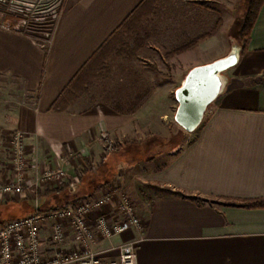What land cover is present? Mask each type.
I'll list each match as a JSON object with an SVG mask.
<instances>
[{
	"label": "crops",
	"instance_id": "crops-1",
	"mask_svg": "<svg viewBox=\"0 0 264 264\" xmlns=\"http://www.w3.org/2000/svg\"><path fill=\"white\" fill-rule=\"evenodd\" d=\"M145 1L62 0L46 49L29 36L0 26V143L15 131L24 136L31 166L27 179L33 178L36 168H62L79 152L85 164L101 162V133L126 131L142 122L138 115H154L151 100L160 99L161 104L168 100L165 78L158 88L137 90L135 98L145 102L135 112L86 103L84 96L64 112L53 109L88 61ZM154 1L160 21L150 32L162 49L198 41L177 56L178 71L171 81L174 93L190 69L225 57L236 40L224 39L230 18L212 7L221 0ZM138 38L136 52L149 50L144 37ZM231 70L230 85L208 109L195 137L145 169L141 182L125 188L142 232L98 239L94 251H107L106 259L113 258L116 253L110 249L142 237L136 264H264V207L257 206L264 205V5L238 65ZM149 124L144 121V128ZM109 159L105 154L103 162ZM2 173L0 181L5 183L7 174ZM54 189L42 185L20 196L19 202L29 204L25 216L35 200L41 205L62 204L55 197H43ZM29 194L34 196L31 201ZM233 203L247 206H229ZM111 211L109 207L105 213ZM65 229V247H71L72 234ZM41 233L42 242L49 245L50 221L43 223ZM45 253H52L50 245Z\"/></svg>",
	"mask_w": 264,
	"mask_h": 264
},
{
	"label": "rangeland",
	"instance_id": "rangeland-1",
	"mask_svg": "<svg viewBox=\"0 0 264 264\" xmlns=\"http://www.w3.org/2000/svg\"><path fill=\"white\" fill-rule=\"evenodd\" d=\"M247 2L248 0H221L219 3L212 5L215 10L219 11L218 13L230 18V28L226 30L227 35L224 36V39L236 40ZM61 3L62 0H0V26L11 30L13 24L19 23V18L9 8L22 9L26 11L24 13L28 17V28L17 30L14 25L12 31L29 36L34 42L41 44L46 49L49 45L51 32L58 17ZM140 13L143 15L138 16L137 19L126 25L120 33L119 40L112 43L104 52L103 59L106 68L101 70L99 67L97 76L88 80L85 85V92L81 95V97L84 96L85 101L84 98L82 101L86 103L99 102L108 106L111 104L115 108L135 112L140 110L145 102L144 99L135 98L137 90L141 87H146L149 91L153 90L154 87L158 88L159 82L164 81L165 78L169 82L168 100H163L162 104L160 99L151 100L154 115H138V121L141 120L142 122L134 124L126 131L114 132L110 135L101 133V135H104V137L100 135L102 141V148L100 149L102 152L101 162L96 159L99 162L97 164L91 162L89 168H87L79 152L69 157L68 163H62L61 166L66 170L68 178L75 182L72 189L66 184L59 187H68L70 193L68 201L70 202L75 199L100 197L103 192L100 181L101 179L104 181L106 178L109 179V184L104 189L111 190L117 187L115 199L119 194H124L129 198L124 193L125 188L135 186L137 182H141L140 179L145 169L163 162L168 158V155L178 151L195 137L201 126L192 133H186L174 123L173 117L177 105L172 95L176 85L172 84L171 81L174 78V73L178 71L176 70L178 54H173V52L181 46L175 45L167 51L155 42L150 31L160 21L158 19L160 9L157 1L151 7H145ZM7 21L12 24L11 27H7ZM227 22L224 18V25ZM154 23L156 25H153ZM141 36L144 37L143 42L148 43L150 48L146 52L137 53L135 46L138 37ZM217 39L220 40L219 37ZM231 75L232 70L224 74L229 79H231ZM137 78L140 82L137 81ZM146 79L154 82L146 83L144 82ZM208 116L209 114L206 113L202 123ZM144 121H150L146 128H144ZM12 133L8 136L7 140L9 141L4 139L0 143V171H3V175L7 174L5 183L13 181L11 174H8L10 173L8 167L10 159L9 144ZM41 152L42 156L45 155L43 153H46L43 149ZM105 154H109L110 159L104 164L103 157ZM46 156L48 157V154ZM48 160H51L50 156L46 158V161ZM48 163H51V161H48ZM102 164L104 165L100 166ZM101 169H104L103 173L100 172ZM89 174L96 175L95 179L99 184H96L90 190H86V184L83 183L84 186L82 182L86 181L85 179ZM81 189L83 190L82 193H80ZM32 191L28 190L30 193ZM27 197L30 201L34 199L33 194H29ZM19 201L20 197L0 199V222L25 216L24 207L29 206V204ZM38 206L41 207L40 200Z\"/></svg>",
	"mask_w": 264,
	"mask_h": 264
},
{
	"label": "built area",
	"instance_id": "built-area-1",
	"mask_svg": "<svg viewBox=\"0 0 264 264\" xmlns=\"http://www.w3.org/2000/svg\"><path fill=\"white\" fill-rule=\"evenodd\" d=\"M17 15L19 23L15 29L28 28L26 11L10 7ZM8 10V9H7ZM9 170L14 175L10 183H0V199L23 196L28 190H38L42 185L59 189L63 184L73 188L75 182L68 178L60 166L40 171L35 169L33 178L27 179L31 168L27 158L24 136L15 131L11 135ZM37 167V166H35ZM115 189H104L98 198L75 199L63 208L41 213L38 201H34L33 211L19 219H10L0 226V264H136V247L142 237L122 242L110 249L115 252L113 258L106 259L107 251H94L98 239L111 240L123 237L132 231L141 233V222L132 202L124 195L116 197ZM111 207V213L105 210ZM51 222L49 245L52 253L46 255L42 242V226ZM72 234L73 245L65 247L66 229ZM108 251V252H109Z\"/></svg>",
	"mask_w": 264,
	"mask_h": 264
},
{
	"label": "trees",
	"instance_id": "trees-1",
	"mask_svg": "<svg viewBox=\"0 0 264 264\" xmlns=\"http://www.w3.org/2000/svg\"><path fill=\"white\" fill-rule=\"evenodd\" d=\"M154 2H155L154 0H146L144 3H142V5H140L134 11V13H132V15L124 22V25H122L120 31L116 33L114 37L110 38L100 48V50L94 54V56L90 59V61H88V63L84 66V68L78 73V75L75 77L72 83L68 86V88L63 92L62 96L58 99V101L55 104V107H53L54 111L64 112L73 102H75L81 97V95L85 92V85L88 83V80L89 79L91 80L92 78H95L97 76L96 74L99 71V67L101 68V70L106 68L104 65V59H103L104 52L107 51L108 47L111 46L112 43H114L116 40H119L120 33L126 27V25H128L134 19H137L138 16L143 15L140 13L141 10H143L145 7H151ZM263 5H264V0H248L247 2V7L244 12V18H243V21L241 23V26L239 28V31L236 37V42L241 48L240 57L242 56L246 48V44H247L250 32L256 22L258 13ZM6 25L7 27H11L12 24H10L7 21ZM196 42L198 41L187 43L186 45H183L180 48L175 49L173 54H180L184 52L185 50H187L188 48H191L194 44H196ZM172 97L174 99V93ZM86 163H87L86 164L87 166H90V162L86 161ZM104 164L100 166H103ZM102 171H104V169H101L100 172ZM95 178H96V175L93 176L92 174H89V176H87V179H85L86 181L82 182V185L85 186L86 184V187H85L86 190L87 189L90 190L94 188L96 184H99V182H97ZM100 182H101V185H103V187L106 188L107 184H109V179L106 178L104 181H102L101 179ZM82 191L83 190L81 189L80 193ZM43 197H46L48 199L55 197L60 201V203H62V204H58L57 206L54 204H52L51 206L41 205V207L39 208V211L41 213H47V212L55 211L59 208L66 207L67 206L66 201L70 199V193H69V189L67 186H62L59 189H54L53 191H48L44 193ZM229 206L246 207L247 205L233 203V204H229ZM257 206L264 207L262 203H260ZM32 211H33V208H32ZM3 222L4 221L0 222V226L3 224Z\"/></svg>",
	"mask_w": 264,
	"mask_h": 264
},
{
	"label": "water",
	"instance_id": "water-1",
	"mask_svg": "<svg viewBox=\"0 0 264 264\" xmlns=\"http://www.w3.org/2000/svg\"><path fill=\"white\" fill-rule=\"evenodd\" d=\"M238 43L228 54L211 63L190 69L174 91L176 110L174 123L186 133L194 132L202 123L208 108L227 90L231 80L224 74L240 60Z\"/></svg>",
	"mask_w": 264,
	"mask_h": 264
}]
</instances>
